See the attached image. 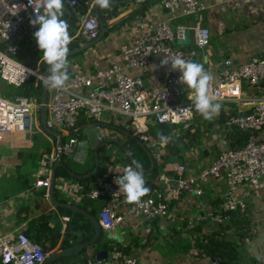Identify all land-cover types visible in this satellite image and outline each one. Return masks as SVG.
I'll list each match as a JSON object with an SVG mask.
<instances>
[{
	"label": "built area",
	"instance_id": "built-area-1",
	"mask_svg": "<svg viewBox=\"0 0 264 264\" xmlns=\"http://www.w3.org/2000/svg\"><path fill=\"white\" fill-rule=\"evenodd\" d=\"M81 0H69L71 7L80 5ZM86 11L79 16L76 36L89 40L98 35L99 20L93 10L94 3L83 0ZM162 8L169 14L196 15L191 28V47L181 48L173 44L183 38L187 24H179L172 29L168 21H161L154 32H140L133 42L120 45L121 62H112L106 67H98L85 72H74L62 89L48 87L47 120L54 129L70 135L76 128L77 120L83 112L98 128L97 138L106 137L102 116L109 111L115 116H123L129 121L135 136L149 140L148 129L152 124L183 123L187 126L194 114L199 113L189 94L182 97L186 84L179 82L181 73L175 71L163 85L145 86L140 75L129 72L130 68L146 66L152 56L162 59L177 56L196 62V50L206 47L210 42V29L203 24L202 11L206 7L202 0H162ZM44 13V0H0V80L21 86L31 76L44 80L38 67L31 68L14 57L17 43L21 40L34 41L38 26L30 21ZM33 73V74H31ZM242 81L255 88L264 84V53L252 55L245 61L234 63L231 58H224L217 75V81H210L209 94L216 101L243 100ZM188 88V87H187ZM40 100L35 93L25 96L12 94L0 95V133L29 129L39 121ZM227 129L237 128L249 132L244 145L233 148L230 145L221 149L216 157L196 173L188 172L183 162H176L173 173H159L155 176L156 187L149 196L141 198L139 204H129L125 194L119 191L116 177L123 171H113L100 178L84 192L88 198L103 197L104 201L97 210V219L104 232L114 229L123 219L121 208L128 213L147 220L164 216L168 212L170 200L177 198L186 190L203 193L204 183L214 178H223L225 190L220 203L210 210L207 218L215 224H223L233 212L244 213L247 207L242 197L235 192L239 185L249 189H264V94L256 98L249 110H237L228 113L225 121ZM1 138V137H0ZM230 142V140H229ZM81 141L77 136H69L63 141L61 150L64 154L72 152ZM54 153V154H53ZM51 159L55 156V150ZM110 157L107 159H113ZM78 161L79 158L77 159ZM83 161V159H82ZM134 164L124 163V169ZM51 163L42 161L37 168L34 184H49ZM159 179V181H158ZM157 182H162L157 186ZM68 217L66 218V220ZM46 252L39 243L33 241L24 231L17 229L11 233L0 232V264H40ZM136 257L112 248L105 258L92 257L78 264H136ZM212 264H219L212 260ZM233 264H264L262 261H239Z\"/></svg>",
	"mask_w": 264,
	"mask_h": 264
},
{
	"label": "crops",
	"instance_id": "crops-1",
	"mask_svg": "<svg viewBox=\"0 0 264 264\" xmlns=\"http://www.w3.org/2000/svg\"><path fill=\"white\" fill-rule=\"evenodd\" d=\"M89 1L95 4V0ZM161 1L153 2L144 7L146 8L144 12L137 14L139 10L131 20H126L119 27L109 31L94 47L70 56L68 75H72L74 72L88 73L95 68L106 67L112 62H121L120 45L133 42L140 32H154L161 21H168L171 26L175 27L179 24H188L193 19L194 14H169L162 8ZM202 1L206 6L202 11L203 24L210 29L211 37L206 47L196 51V61L203 65L205 71L213 77L212 81L215 82L224 58L229 57L232 62L239 63L252 55L264 53V0ZM116 2L122 1L116 0ZM62 10L64 15L61 19L66 21L70 16H76V22L79 23L80 15L77 14L78 11L75 7H71L69 4L65 7L63 4ZM131 10L130 8L123 10L117 17L110 20L111 24L126 18L124 16ZM75 34L70 35V40L75 37L82 39ZM82 40L84 41V39ZM161 60L159 55H154L146 66L130 68L129 72L140 75L145 86L163 85L175 71L171 70L170 64L160 66ZM189 91L187 87L184 88L182 97L189 94ZM241 92L243 100H214V103H219L221 107L219 114L211 120H205L198 114L188 123L187 126L191 127V131L198 132V135L201 136L199 145H193L186 150L188 172H198L207 166L221 149L230 145L227 126L225 122L219 121L220 113L227 114L234 109L249 110L255 99L264 94V84L253 88L247 82L242 81ZM102 121L103 125L111 126L104 127L106 137H116L115 139L123 133L119 127H130L123 116H115L109 111L103 113ZM155 125L152 124L149 128H156ZM42 129L38 126V122H34L29 129L10 131L5 134L4 138H0V186L6 188L4 193L0 191V232L2 233H11L24 228L28 221L41 213L52 214L49 217L50 221L60 222L62 224L61 231L67 232L69 216L63 215L58 209L65 207L55 206L50 202L47 194L48 186L34 184L37 168L42 164V161H47V158L51 157L56 145L54 137L50 155L38 156V152L43 150V142L40 137H37L36 140L34 133L39 131L42 138L51 140L50 133L43 127ZM148 135L149 140L142 141H147V144L153 147L155 154L159 157L165 143L161 139H155L149 129ZM261 135H264V130ZM78 140L81 143L74 151V158H79L81 161L71 160L82 163L87 158L89 146L85 136L78 137ZM36 141H38L37 148H34ZM118 145L114 141L106 145L107 149L115 151L117 156L112 153L113 159L108 161L104 159L103 167L99 166L98 169V171L101 169V173L94 181H80L79 179L83 178H77L75 173L76 176L56 175L54 188L56 199L70 202L88 211H90L89 201L91 200L96 206V216L104 198H88L84 192L88 190L87 185L92 187L100 178L113 172L109 171L110 168L115 169L122 165L119 161L122 156L118 152ZM29 151L34 153L32 158L27 153ZM20 152L22 153L20 154ZM175 163H166L158 174L173 173L172 169ZM29 172L30 175H21ZM27 176H30L31 180ZM155 176L152 183L157 181ZM161 185L162 182H157V186ZM224 190L225 181L223 178H214L204 183L201 195L196 194L194 190L183 191L177 198L170 200L166 215L150 220L134 216L123 207L121 208L124 214L123 219L114 229L107 232L105 238L117 244H131L132 247H135L136 264H212V260L203 255L201 249L197 247L195 237L200 235H209L213 241L218 239L219 251L223 257H226L224 261L228 264L239 261L264 260V189H249L245 185H239L235 194L244 198L247 204L245 212L240 213L244 215L243 221L234 220L231 223H226L224 228H217V225L209 221L207 216L212 207L218 205L222 200ZM43 191L44 193H42ZM73 213L83 215L80 212ZM84 234L85 239H89L94 232L89 236L88 231L85 230ZM71 237L72 235L69 234L68 241L71 244L78 242L77 240L71 241ZM88 246L85 254L90 255L93 250ZM53 250L46 251V255ZM78 251L70 255L77 254ZM83 256L84 254L73 255L67 262L56 261L48 264H78Z\"/></svg>",
	"mask_w": 264,
	"mask_h": 264
},
{
	"label": "trees",
	"instance_id": "trees-1",
	"mask_svg": "<svg viewBox=\"0 0 264 264\" xmlns=\"http://www.w3.org/2000/svg\"><path fill=\"white\" fill-rule=\"evenodd\" d=\"M80 5L76 6L77 14L81 15L86 11L87 5L83 3V0ZM148 0H131L129 2H113L110 10H102L100 7H98L97 12L100 17V19L103 21L104 26H110L106 30L105 35L108 34L109 31H111L115 27H119L121 23L125 22L126 20H131L134 16L137 14H141L144 12L146 8L141 9L137 14L128 16L124 19L119 20L115 24H111L113 18L117 17L123 10L126 9H135L138 6L142 5ZM63 4L65 7L68 6L67 0H63ZM94 10V9H93ZM76 16L72 17L70 16L66 22L69 25L68 31L69 35H74L77 31L78 23L76 22ZM70 22V23H69ZM111 24V25H110ZM83 43V40L75 37L70 40V43L68 45V48L76 47ZM181 48H189L191 46H178ZM43 56V53L39 50L36 41H27V40H21L17 43L16 51L14 53V57L19 60L20 62L28 65L31 68L38 67L40 72H44L46 62H44L41 57ZM70 56L67 57L69 59ZM49 75V71H48ZM70 76V75H69ZM43 82L41 79L36 80L34 76H31L24 84L18 87H14V92L12 94L15 95H21L25 96L30 93H35L38 96V99L40 100V94L42 89ZM11 94V93H10ZM237 110H231L228 113L232 114L235 113ZM228 113L221 112L219 121L224 123L227 119ZM91 121V118L85 114L81 113L77 123L76 127L86 124ZM127 124H129V121H126ZM111 124V123H110ZM38 126L42 129V126L40 122L38 121ZM111 127L109 124L105 125L104 127ZM156 128L150 127L149 132L155 139H160V135L163 134L164 136L168 137V142L164 144L163 146V152L160 153L157 157L155 154V151L153 147L149 146L147 144V141H143L146 149L150 152V154L153 156L154 159V165L151 167L149 156L146 152L145 147L141 146L135 139H133L129 133H133L132 127L130 126H122L119 127L122 129L123 133L120 137L117 139L122 142V146L118 145V152L122 156L119 161L120 163H131L133 164V161H139L143 165V172H144V178L146 181V187L150 189L149 194L145 195L144 197H147L150 195L152 188L156 185L152 183L151 181L154 180V176L158 174L160 169L166 164V163H173V162H183L187 164L188 158L185 155L186 150L190 147H192L194 144L195 138L198 136V132L191 131V127L189 126H183V123H158L155 125ZM52 129H54L53 126H50ZM43 130V129H42ZM38 132V133H37ZM34 133V138L40 137L43 142V150H40L38 152V156H42L43 154L47 156L50 155L52 151V147L54 144V136L50 135L51 140L42 138L39 131ZM229 140H230V146L233 148L242 146L245 144L249 132L246 130H241L237 128H229L227 131ZM69 136H77V137H83V133L81 130L73 131L70 133ZM68 136V137H69ZM116 138V137H115ZM65 141V140H64ZM37 142L34 144V148H37ZM104 147H101L98 150V156L100 160V164L102 162L100 153L101 151L104 152ZM22 152H20L21 154ZM30 157L34 155L33 152H27ZM105 153V152H104ZM25 154V153H24ZM106 154V153H105ZM23 155V154H22ZM43 155V156H44ZM24 156V155H23ZM111 157L108 153L103 156L104 159H108ZM34 160V159H33ZM62 165L58 166L56 168V175H69L68 171L66 170V167L69 168L72 172H74L76 175L78 174H86L93 170L94 167V158H93V151L91 148L88 149L87 158L82 163H77L66 156H63L61 159ZM101 169L97 171L94 175H92L88 179H79L80 181H94L96 178L100 175ZM31 173H22V176L30 175ZM20 175V173H19ZM30 179V176H27ZM31 180V179H30ZM88 189L90 188V185L86 186ZM44 193V191L42 192ZM142 197V198H144ZM90 205V211L92 213H96V206L93 204V202L89 201ZM63 215L69 216V221L67 222L66 230L68 232V235L70 234V231L74 230L75 228H85L86 231H88V235L91 236L93 234V230L91 225L89 224L88 219H86L83 215L79 213H73L72 211L66 209V208H58ZM52 214L50 213H41L36 218L31 219L27 222L26 226L22 228L21 230L24 231L33 241H36L40 244L42 249L46 252L48 250L54 249L57 247L58 249L65 248L67 246L71 245V242L67 239H64L63 241L59 242L60 237L62 235V224L60 222H51L49 217ZM244 219V215L240 214L238 212H233L230 216V219L223 223V224H216L217 228H224L226 227V223L232 222L234 220H242ZM209 236V235H208ZM207 235H200L196 238L197 247L201 249V253L205 256H208L211 260H214L216 262L224 261L226 257H223L221 255V252L219 251V241L216 238L214 241L210 236ZM106 233H101L98 241L95 243L89 245L88 247H92L91 250L106 248L108 251H110L112 248H118L121 249L123 252L132 255L134 257L137 256V252L135 247H132L131 244L121 245L117 244L111 240H106ZM206 241V242H204ZM226 245V243H224ZM87 250L86 248H83L76 252L77 254L73 255H79L84 254L83 258L80 260L81 262L86 261L89 258H92V255L85 254ZM64 256L59 259H57V262H67L68 260H71V256ZM55 261V262H56ZM72 262V261H71Z\"/></svg>",
	"mask_w": 264,
	"mask_h": 264
},
{
	"label": "clouds",
	"instance_id": "clouds-1",
	"mask_svg": "<svg viewBox=\"0 0 264 264\" xmlns=\"http://www.w3.org/2000/svg\"><path fill=\"white\" fill-rule=\"evenodd\" d=\"M95 3L102 10H110L113 0H95ZM62 9L63 0H44V13L30 21L32 26H38L34 38L43 53L41 59L49 65V75L44 83L47 87L57 90L62 89L69 80L67 56L70 35L68 23L61 19L64 15ZM169 64L172 71L181 73L179 82L186 84L191 90L188 98L194 103L196 111L205 120H211L218 115L221 105L214 103V97L209 94V84L213 77L205 71L203 65L179 56L170 59L165 55L160 66ZM160 139L165 144L168 142V137L163 134ZM133 164L134 167L121 169L117 166L109 171H123V175L116 177L115 183L119 186V191L125 194L129 204H139L141 198L149 194L150 189L145 186L143 165L139 161H133Z\"/></svg>",
	"mask_w": 264,
	"mask_h": 264
},
{
	"label": "water",
	"instance_id": "water-1",
	"mask_svg": "<svg viewBox=\"0 0 264 264\" xmlns=\"http://www.w3.org/2000/svg\"><path fill=\"white\" fill-rule=\"evenodd\" d=\"M121 1L122 2H129L131 0H121ZM155 1H157V0L146 1L142 5L131 10L130 12H128L124 17L134 15L139 10H141L142 8H144L146 6L151 5ZM113 2H116V0H113ZM98 7L99 6L96 3L93 6L94 12L98 16V20H99L98 35L94 38L89 39V40H84L82 44H80L76 47L70 48L69 52H68V56L78 54L80 52H83L85 50H88V49L94 47L102 39V37L104 36L108 27H110V26H104L103 21L100 19L98 12H97ZM195 18H196V15H194L193 19L184 28L183 38L176 39L175 41H173V44L183 45V46H189L191 44V38H190L191 28L194 27ZM171 27H172V29H174L173 26H171ZM198 50H196V51L198 52ZM48 69H49V65H47V63H46V66H45V69L43 72V76L45 77V79L42 80L43 85H42V89H41L40 105H39V122H40L41 126L47 132H49L51 135H53L56 138V142H55L56 145L54 148L55 156L52 159L47 158V162L51 163V171H50V176H49V185L47 187V194H48L50 202L53 205L65 207L67 209L72 210L73 212H80L85 217H87L89 219V222H90V225L93 229L94 234L92 235L91 238L85 239V234H84V232L86 230L85 228H78V229H74V230L70 231V234L72 235V237L70 238L71 241L77 240L78 242H74L73 244H71L70 246H67L65 248L55 249L52 252H49L45 256V258L41 261L40 264L54 263L57 259H59L61 257L70 255L71 253H73L77 250H80L84 247H87L88 245L95 243L98 240V238L100 237L101 233L104 232V230H102V228L99 224V221H98L97 217L95 216V214H92L90 211L85 210V209H83V208H81L75 204H72L70 202L59 201L56 199V196L54 195L55 180H56V168L63 164L61 161L63 156H66L67 158L73 159L76 161H78V160L74 158V153L69 152V153L64 154L62 152L61 146H62V143L65 139V137H64L65 133L63 131L52 129L48 123V120H47L46 102H47L48 87L45 85L44 81L48 77ZM77 130H81V132L83 133V135L87 139V143H88L89 148H91L93 150L94 167H93L92 171H90L86 174H78L77 176L69 168L66 167V170L68 171L70 176L75 175L77 178L87 179V178L91 177L92 175H94L99 169L100 160H99V156H98V150L101 147L108 145L112 141L117 142L120 146H122V142L118 141L117 139H115L113 137H106L103 140L99 141L97 138L98 128L95 126V122H93V121H90L86 124H82V125L74 128L70 132L77 131ZM129 135L133 139H135L141 146L145 147L144 142L139 137L135 136L132 133H129ZM145 149H146V147H145ZM146 152L149 156L151 167H153V165H154L153 156L150 154V152L147 149H146ZM67 238H68V232H62V235L60 237V242L63 241L64 239H67ZM107 254H108V250L106 248L96 249V250H93L91 253L92 257L96 258L97 260H101V259L105 258L107 256ZM218 263L219 264H228L225 261H219Z\"/></svg>",
	"mask_w": 264,
	"mask_h": 264
},
{
	"label": "rangeland",
	"instance_id": "rangeland-1",
	"mask_svg": "<svg viewBox=\"0 0 264 264\" xmlns=\"http://www.w3.org/2000/svg\"><path fill=\"white\" fill-rule=\"evenodd\" d=\"M14 92V86L12 85V84H7V83H5V82H3V81H1L0 80V95H3V96H10V95H12V93ZM11 93V94H10ZM195 116H196V113L194 114V116H193V119L195 118ZM37 123V122H36ZM50 126H52L51 124H49ZM5 132H2V133H0V137H1V139L2 138H4V136H5ZM199 134H200V132H199ZM64 137H65V139L64 140H68V135H64ZM201 136H197V138H195V140H194V146H196V145H199V143L201 142V138H200ZM0 139V140H1ZM104 147V152L107 154H109V155H111L112 153L114 154V155H116L117 156V154H116V152L114 153V152H112V151H110V150H108L107 149V147H106V145L105 146H103ZM117 151V150H116ZM103 151H101V153H100V157H101V160H102V162H101V164H100V168H102L103 167V163H104V158H103V156L105 157V153H104ZM111 157H113L112 155H111ZM110 158V157H109ZM112 163V162H111ZM6 190V188H2V186H0V191H1V193H4V191ZM9 191H12V190H10L9 189Z\"/></svg>",
	"mask_w": 264,
	"mask_h": 264
}]
</instances>
